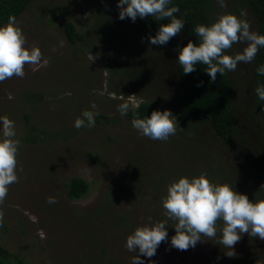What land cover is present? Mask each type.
<instances>
[{"label":"rangeland","instance_id":"1","mask_svg":"<svg viewBox=\"0 0 264 264\" xmlns=\"http://www.w3.org/2000/svg\"><path fill=\"white\" fill-rule=\"evenodd\" d=\"M214 3L215 19L224 11L234 12L235 0H228L227 9ZM107 15L100 0H35L17 19L27 46H38L43 58L38 66L25 65L23 78L0 82V117L14 121L20 141L19 182L9 186L0 205L4 212L0 245L12 263L132 264L139 253L126 249V238L149 217L166 219L162 198L172 181L207 170L209 179L220 183V171L229 163L236 170L235 189H241L239 183L242 187L249 183L248 188L255 190L264 173V157L238 153L249 147L264 154V123L253 118L250 104L252 62L239 63L235 71L227 72L235 88L239 120L233 143L223 145L206 125L190 127L188 134L178 128L167 141L153 140L140 135L118 106L175 99L179 90L174 61L180 48L165 57L161 68L149 71L136 60L142 45L131 36L133 30L124 28L126 38L121 44L116 34L112 36V28L109 31L110 23L96 27L98 19L105 20ZM248 19L255 31L250 15ZM66 22L85 36L84 43L66 41ZM243 47L234 44L226 54ZM85 109L99 111L95 126L77 129L74 121ZM32 136L44 141L31 143ZM240 162L253 168L241 169ZM72 178L89 185L77 201L66 196ZM149 180H154L152 187ZM50 197L54 203H48ZM174 224L168 221V239L155 256L140 257L144 264L149 260L154 264H235L245 257L247 247L255 252L257 264H264V240L258 237L243 234L233 249L227 248L220 243L223 222L218 221L215 238L201 236L202 242L182 251L171 247ZM232 251L234 256L225 254Z\"/></svg>","mask_w":264,"mask_h":264},{"label":"clouds","instance_id":"2","mask_svg":"<svg viewBox=\"0 0 264 264\" xmlns=\"http://www.w3.org/2000/svg\"><path fill=\"white\" fill-rule=\"evenodd\" d=\"M171 0H118L119 19L126 17L133 22L139 17H155L157 20H167L161 24L155 36H149L151 45H165L171 38L177 36L185 25V21L175 15L180 11L178 6H169ZM220 9L228 8V0H216ZM248 10L240 9L239 15L224 11L210 25H197L194 33L198 43L191 40L180 48L178 63L183 67L184 74L196 70L195 65H207L206 73L210 83L215 82L217 74L235 71L239 63H251L259 49L264 47V35L252 29L248 19ZM234 44L245 45L241 51L226 54ZM91 57V55H90ZM42 52L36 45L27 46V40L14 15L8 17V22L0 26V82L13 76L23 78L25 65H40ZM46 65L47 60H43ZM35 70V69H34ZM258 75H264V66L256 69ZM203 85L200 81L197 86ZM258 98L264 101V85L255 88ZM70 94V93H69ZM138 107V105H137ZM92 109H97L95 103ZM130 105L127 102L118 106L121 116L128 114ZM99 111L85 109L74 121V127L92 128ZM87 121V123H85ZM177 116L171 110H153L150 116L132 120L133 127L142 136L153 140L167 141L177 133ZM0 205H3L9 186L19 182L18 151L20 141L16 139L14 121L0 117ZM183 131V128L179 129ZM19 171H23L22 167ZM49 198L48 203H54ZM164 216L162 221L147 222L137 226L126 238L125 247L128 251L139 253L135 255L132 264H144L141 256H155L157 248L168 239V221H174L175 235L171 237V247L187 250L202 242L201 236L209 239L217 234V222L222 221V243L233 249L243 234L264 240V198L250 200L246 194L238 192L233 184L214 183L209 179L207 170L198 176H181L167 186L166 195L162 198ZM4 223V212L0 210V227ZM234 251L225 253L231 257ZM149 264H154L149 260Z\"/></svg>","mask_w":264,"mask_h":264},{"label":"trees","instance_id":"3","mask_svg":"<svg viewBox=\"0 0 264 264\" xmlns=\"http://www.w3.org/2000/svg\"><path fill=\"white\" fill-rule=\"evenodd\" d=\"M35 0H0V26L8 22V17L14 15L18 19L26 12ZM118 0H100L101 7L107 11L106 19H98L96 27H102L110 23L112 36L116 34L118 40L122 44L125 35L124 28L133 30L131 34L136 41L142 45L141 54L136 58L141 62L146 69L161 68L165 57H170L175 48H182L189 40L193 43H198V37L194 33V28L197 25H210L215 21L216 5L214 0H171L169 6H178L180 11L175 15L185 21V25L181 32L170 39L165 45H151L148 37L155 36L161 24H167V20H157L155 17H147L140 19L139 17L133 22L130 18L124 20L119 19V9L117 7ZM114 11H113V10ZM240 9H247L252 22L255 24V31L260 35H264V0H235L233 14H237ZM115 12V13H114ZM116 14V16H115ZM63 32L66 41L70 45H76L85 42V36L76 31L74 24L66 22L63 25ZM174 73L177 80L179 90L178 96L169 101H164L162 104L156 100L142 101L135 107H130L126 120L132 123V120L146 118L150 116L153 110H171L177 116V128H183L185 133H189L190 127L196 125H206L218 140L225 146L234 142L239 132V120L235 109V88L226 72L223 75L217 74L215 82L210 83V77L206 73L207 65L198 63L195 65L196 70L190 74L183 73V67L178 63V59L174 61ZM264 66V47H261L251 63L252 74V99L251 110L253 118L257 116L259 122L264 123V101L260 100L255 93V88L264 85V75H258L256 69ZM203 81V85L198 87L197 84ZM28 120V117H25ZM31 143H42L43 138L32 136L28 138ZM180 142V141H178ZM250 154L254 159L264 157L261 154L262 150L252 151L249 147L244 148L238 153ZM256 155V157L254 156ZM263 155V156H262ZM91 156V155H90ZM92 157V156H91ZM233 160V159H230ZM235 160V159H234ZM239 167L251 170L252 164L239 163ZM221 174L218 176L220 183H229L233 186L237 183L235 180L236 170L230 168L229 163L224 169H221ZM245 170V171H248ZM264 171V166L263 169ZM244 172V171H243ZM230 176V177H229ZM159 184L158 182H155ZM154 180H149L148 185L153 186ZM238 192L246 194L250 200L264 198V173L258 179L255 190L247 187H242ZM66 196L70 201L80 200L88 192L89 185L86 181L80 178H72L66 185ZM134 186V185H133ZM248 188V189H247ZM254 191V192H253ZM222 238V236H221ZM245 257H241L235 264H256L259 262L256 255L250 247L243 251ZM254 254V255H253ZM255 260V262H254ZM0 264H27L22 261L12 263L9 260V253L0 245Z\"/></svg>","mask_w":264,"mask_h":264}]
</instances>
